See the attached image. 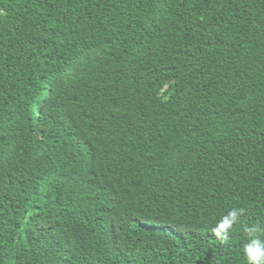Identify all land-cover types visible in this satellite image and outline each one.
I'll use <instances>...</instances> for the list:
<instances>
[{"label":"trees","instance_id":"1","mask_svg":"<svg viewBox=\"0 0 264 264\" xmlns=\"http://www.w3.org/2000/svg\"><path fill=\"white\" fill-rule=\"evenodd\" d=\"M233 208L264 232V0H0V264H247Z\"/></svg>","mask_w":264,"mask_h":264},{"label":"clouds","instance_id":"2","mask_svg":"<svg viewBox=\"0 0 264 264\" xmlns=\"http://www.w3.org/2000/svg\"><path fill=\"white\" fill-rule=\"evenodd\" d=\"M245 214L244 209L233 208L211 230V235L221 246H227L232 233L237 227H240L248 241L243 248L247 264H264V240L259 238L264 235V232L258 226H249L243 222L242 217Z\"/></svg>","mask_w":264,"mask_h":264}]
</instances>
